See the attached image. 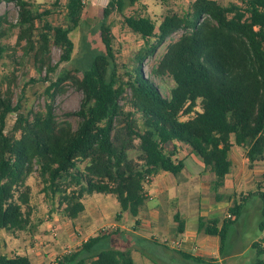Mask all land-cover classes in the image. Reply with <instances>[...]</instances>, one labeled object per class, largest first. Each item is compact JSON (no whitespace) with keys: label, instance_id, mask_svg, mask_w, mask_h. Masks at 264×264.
I'll return each mask as SVG.
<instances>
[{"label":"trees","instance_id":"1","mask_svg":"<svg viewBox=\"0 0 264 264\" xmlns=\"http://www.w3.org/2000/svg\"><path fill=\"white\" fill-rule=\"evenodd\" d=\"M3 1L17 6L18 31L13 46L0 43V57L14 58L9 75L0 80V229L12 233L29 226L34 209L26 180L33 173L42 181L45 195H59L58 205L70 219L84 210V196L93 193L114 195L120 211L136 218L147 198L145 186L150 178L160 171L177 175L182 170V161L175 158V142L195 152L213 173L214 192L230 171L232 146L244 148L249 166L264 161V0L227 5L193 0L183 14L170 10L158 24L149 16H125L124 23L145 46L121 74L112 53L108 18L114 10L122 11L124 0H108L100 24L103 52L91 59L81 75L78 69L66 70L55 80L50 76L57 67L51 48L60 50L58 63L70 60L74 44L69 34L79 26L85 0H65L63 26L48 20L50 9H40L28 0ZM13 27L6 13L0 14V40ZM178 30L183 33L167 44L152 69L153 75L170 76L175 83L170 96L164 97L143 76L141 61ZM18 49L21 55L16 57ZM29 61L38 73L45 71L49 84L44 107L23 113L21 98L13 103L12 88L18 67ZM64 78L82 92L79 108L67 113L78 118L76 127L68 119H59L53 108ZM123 98L124 104L120 103ZM12 112L16 119L6 131V118ZM135 140L138 161L127 153ZM254 194L262 200L258 224L262 231L264 194ZM251 195L235 196L227 211L232 217H225L220 229L219 219L205 218H199L198 229L218 235L222 248ZM104 234L89 237L52 264H84L87 257L92 258L91 264H134L129 251L101 247ZM252 247L257 252L255 264H264L260 258L264 247L258 241ZM0 264L31 262L26 255L8 256L0 250Z\"/></svg>","mask_w":264,"mask_h":264},{"label":"rangeland","instance_id":"2","mask_svg":"<svg viewBox=\"0 0 264 264\" xmlns=\"http://www.w3.org/2000/svg\"><path fill=\"white\" fill-rule=\"evenodd\" d=\"M40 9H50L51 14L48 20L55 25H64V7L65 0H28ZM108 0H85V9L81 16L79 26L70 32L69 36L73 41L74 48L71 58L67 62L58 63L60 50L57 47L51 48V60L56 64L55 74H51L52 80H55L58 75L64 73L66 70L72 71L78 69V75L81 71L87 68L91 59L101 52H103V45L100 39V24L102 18V10ZM193 0H137L130 3L129 0H124L122 11L114 10L108 18V26L112 35V53L118 67V72L121 74L126 67L134 63L135 55L145 46L144 40L140 35L134 33L125 23L124 17L129 15H141L151 17L156 24H158L164 15L168 14L170 10L183 14L182 12L188 7V4ZM223 5L228 3H241V0H217ZM6 13L7 18L15 26L8 36L2 38L0 43L4 45L13 46L16 41V34L18 31L16 25L18 8L12 2L0 3V14ZM183 30H178L171 34L152 54H148L141 61V71L144 77H149L157 86L159 92L164 97H169L172 88L175 86L173 79L170 76H155L152 74V69L157 65L159 59L166 50L168 43L176 40ZM153 41V40H152ZM12 55V54H11ZM21 55V50L18 49L16 57ZM13 55L8 57H0V80L4 76L9 75L12 70ZM75 72V71H74ZM45 71L38 73L34 69L32 62L18 67L16 71V80L13 85V103L21 98V109L23 113H28L30 110H36L44 107L47 100L45 89L49 82L44 79ZM48 77V76H47ZM69 80L63 79V89L57 91L53 99V108L56 116L59 119H68L74 127H76L78 118L71 113L79 108L82 92L71 85ZM128 95V93H127ZM125 98V97H124ZM121 99L120 103L124 104L125 99ZM126 110H130V106L126 104ZM197 111L200 108H195ZM138 117V115H137ZM139 118V117H138ZM187 116H182V119ZM16 119V113H10L6 118L5 130L10 131ZM238 152L244 153V148L236 146ZM128 156L130 159L138 161L140 156L139 142L135 140L133 147L129 148ZM26 184L31 188V202L33 205V215L31 216L30 224L25 230L16 232H7L0 229V250H3L8 256H13L16 252L25 253L27 247L41 246L39 241L44 245L54 243L55 250H62L64 246L74 245V241L63 232L59 230L57 242L54 239L49 240L52 234H49L45 229V219L52 222V218L57 216L61 224L65 226H72V222L63 213V208L58 205L59 195H53L48 192L45 195L42 191L43 183L37 173H33L26 180ZM147 185V184H146ZM76 186H72L75 188ZM254 188V187H253ZM253 190V189H252ZM87 197V196H85ZM97 202V205L103 210L104 217L94 223L95 227L102 223H108L109 218L115 216L120 210L119 204L114 195L93 194L88 196L85 203ZM262 200L258 194H253L244 203L241 216L230 226L226 241L222 248V253H232L230 264H255L257 252L252 243L258 241L260 244L264 242V230L258 227L261 215ZM227 215V214H226ZM110 216V217H108ZM52 228V227H51ZM74 228V227H73ZM94 229V227H93ZM92 230V229H91ZM96 230L95 233H99ZM53 233V231H51ZM89 231H82L81 236H87ZM45 238V239H44ZM44 240V241H43ZM36 243L38 245H36ZM43 247V244L42 246ZM260 258L264 259V255Z\"/></svg>","mask_w":264,"mask_h":264},{"label":"crops","instance_id":"3","mask_svg":"<svg viewBox=\"0 0 264 264\" xmlns=\"http://www.w3.org/2000/svg\"><path fill=\"white\" fill-rule=\"evenodd\" d=\"M175 149V158L183 163L182 170L177 175L160 171L150 178L145 186L147 198L136 218L127 210H119L115 216H108V223L95 227L94 223L105 216L104 212L97 202L87 205L85 200L100 193L85 195L87 197L82 199L84 210L76 218H69L74 228L61 224L57 216L52 222L45 219V229L52 234L49 240L57 242L58 232L63 230L74 245L64 246L60 251L54 249V243L50 246L39 241L43 247H27L25 253L14 255H26L31 264H52L98 234L96 230L106 227L111 230L104 234L101 247L129 251L134 264H230L233 254L222 253L218 235L199 230L198 221L199 218L219 219L220 229L235 196L258 191L264 194V161L249 166L245 153L232 146L228 153L230 171L225 175L223 185L214 192L211 187L213 173L198 155L180 142H175ZM217 195L219 198L216 199ZM178 225L182 226V232ZM89 230L87 236H81L80 232ZM196 258L205 262L200 263ZM91 261L92 258L87 257L84 264H91Z\"/></svg>","mask_w":264,"mask_h":264},{"label":"built area","instance_id":"4","mask_svg":"<svg viewBox=\"0 0 264 264\" xmlns=\"http://www.w3.org/2000/svg\"><path fill=\"white\" fill-rule=\"evenodd\" d=\"M226 217L231 218L232 215L229 214V213H227ZM109 230H111V229H106V227H104V228L101 229L100 233H102V234H104V233H108ZM263 245H264V242H263Z\"/></svg>","mask_w":264,"mask_h":264}]
</instances>
